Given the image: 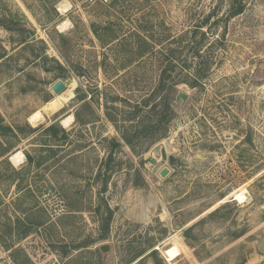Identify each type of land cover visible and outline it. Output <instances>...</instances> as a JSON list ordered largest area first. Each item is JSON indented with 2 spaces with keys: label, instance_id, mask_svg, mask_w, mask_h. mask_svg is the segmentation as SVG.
I'll return each instance as SVG.
<instances>
[{
  "label": "rangeland",
  "instance_id": "374dc122",
  "mask_svg": "<svg viewBox=\"0 0 264 264\" xmlns=\"http://www.w3.org/2000/svg\"><path fill=\"white\" fill-rule=\"evenodd\" d=\"M4 16L31 34L0 27V264H264V0H0Z\"/></svg>",
  "mask_w": 264,
  "mask_h": 264
},
{
  "label": "trees",
  "instance_id": "16d2710c",
  "mask_svg": "<svg viewBox=\"0 0 264 264\" xmlns=\"http://www.w3.org/2000/svg\"><path fill=\"white\" fill-rule=\"evenodd\" d=\"M243 9L238 10V12L234 13V16L239 15L242 13ZM0 27H3L9 31H20L24 30L26 31L27 26L25 23H19L15 22L11 18H6L4 16L3 22L0 21ZM26 35L29 37L30 32L26 31ZM167 73V71H165ZM168 74V73H167ZM172 79V75H167L164 74L163 78L161 79V83L159 85V90H166V97L163 99V112L160 113L159 115L154 112L153 116H151L152 121L150 123V128L156 133L155 135H159L163 137V132L165 131V123H167V119H169L171 116L174 115V110L170 102H168L170 95L174 92V87L176 86V83H174V80ZM169 80V81H166Z\"/></svg>",
  "mask_w": 264,
  "mask_h": 264
},
{
  "label": "bare ground",
  "instance_id": "6f19581e",
  "mask_svg": "<svg viewBox=\"0 0 264 264\" xmlns=\"http://www.w3.org/2000/svg\"><path fill=\"white\" fill-rule=\"evenodd\" d=\"M59 10L61 12L64 11V8L61 6V8H59ZM66 12V11H65ZM64 99L62 98L61 95H59L57 97V99H55L54 101H52L49 105L48 108H50V110H56L59 108L60 105H62ZM66 102V101H65ZM48 110V109H47ZM42 118V114L41 112H36L35 114H33L30 117V122L35 123L38 119ZM74 117L73 115L69 116L68 118H66L63 121V124L66 126L70 125V123H72ZM24 154L21 151H17L16 153H14L11 157L10 160L12 161V164L15 165H19L23 160H24ZM246 195L245 192H240V193H236L235 194V198L236 201H242L243 199H245ZM180 253L178 251V249L174 248V249H169L167 251H165V256L169 259V261H174L179 257Z\"/></svg>",
  "mask_w": 264,
  "mask_h": 264
},
{
  "label": "water",
  "instance_id": "95a60500",
  "mask_svg": "<svg viewBox=\"0 0 264 264\" xmlns=\"http://www.w3.org/2000/svg\"><path fill=\"white\" fill-rule=\"evenodd\" d=\"M72 83V81L70 79L66 80V81H62L59 80L58 82H56L53 86H52V91L57 94L60 95L62 94L67 87ZM189 99V96L187 94H185L184 92H179L176 98V102H178L179 100L183 101V104H185ZM153 155L154 158H152L151 160V164L155 165L158 161V159L162 156V147L161 146H157L155 148V150L153 151ZM169 174V169H164L161 171L160 176L161 177H166ZM101 251L103 253H106L110 250V246L109 245H103L101 246Z\"/></svg>",
  "mask_w": 264,
  "mask_h": 264
}]
</instances>
